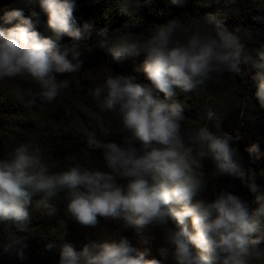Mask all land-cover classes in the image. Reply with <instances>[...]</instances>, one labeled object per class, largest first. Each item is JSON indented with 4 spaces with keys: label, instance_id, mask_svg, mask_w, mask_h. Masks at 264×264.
<instances>
[{
    "label": "clouds",
    "instance_id": "9594fccd",
    "mask_svg": "<svg viewBox=\"0 0 264 264\" xmlns=\"http://www.w3.org/2000/svg\"><path fill=\"white\" fill-rule=\"evenodd\" d=\"M183 7L187 0H167ZM237 0H225L235 4ZM120 9L139 12L142 0H116ZM47 15L51 35L37 30L40 14L26 16L23 7L9 8L0 15V80L18 84L14 95L27 107L51 103L71 81L57 74H74L84 67L90 49L81 42L92 25H77L74 0H24ZM71 44H61L62 37ZM130 30L107 28L98 32V47L115 60L143 54L142 71L147 83L114 73L93 90L102 112L118 121V131L108 119L86 136L89 147L103 150L110 171L69 163L67 167L45 162L38 144L20 142L0 157V223L15 228L0 249L3 254L27 259L28 245L18 233L29 228L30 208L56 212L61 194L66 213L83 226H95L98 217L122 221L138 230H161L164 241L161 259L146 258L129 240L114 234L105 241H89L77 249L64 240L49 242L48 250L59 247L58 264H264V186L256 173L246 168L243 157L228 133L211 131L215 113L209 110V124L185 137L181 131L184 106L175 99L181 92L204 87L215 76L240 73L243 57L256 69L255 97L264 108V45L255 55L246 54L251 33L227 30L216 18L182 22L169 19L146 39L133 38ZM66 76V77H67ZM162 93L163 99L154 95ZM119 139H108L117 137ZM190 145H199L194 149ZM260 152L259 144L247 149ZM210 157L215 177L232 175L254 195L256 207L228 189H216L214 199L203 197L208 177L198 169ZM264 175V173H261Z\"/></svg>",
    "mask_w": 264,
    "mask_h": 264
},
{
    "label": "trees",
    "instance_id": "16d2710c",
    "mask_svg": "<svg viewBox=\"0 0 264 264\" xmlns=\"http://www.w3.org/2000/svg\"><path fill=\"white\" fill-rule=\"evenodd\" d=\"M74 18L78 26L85 23L92 25L91 33L81 42L87 46L83 69L74 74H57L58 79L71 81L67 89L51 103H37L35 107L25 106L14 95L18 84L27 87L19 79L0 80V157L7 156L16 144L32 142L38 144L45 162L67 167L69 163H85L102 171L108 169L103 150L89 147L86 136L98 124L112 119L114 131L119 125L110 112H102L98 101L93 96L94 88L114 73L135 77L136 82L147 83L142 71L143 54L139 57H123L115 60L104 49L98 47V32L107 28L130 30L136 39H146L156 28L169 19L189 22L197 19L216 18L232 32L251 33L246 39V54L255 55V49L264 45V0H237L235 4H226L225 0H187L183 7L169 4L167 0H142L139 12H123L116 0H74ZM23 7L26 16L32 11L40 14L37 30L42 35L50 36L47 28V15L38 6H27L24 0H0V15L9 8ZM71 38L62 37L61 44H71ZM240 73H225L215 76L204 87L195 91L176 90V97L184 106L181 131L187 138L199 127L209 124L206 114L215 113L211 131H221L233 137L231 143L243 157L246 168L252 169L257 184L264 186V108L259 106L254 93L256 69L241 58ZM67 76V77H66ZM154 95L163 99L162 93ZM108 139H119L109 137ZM119 142V141H118ZM259 144L260 152L250 154L247 149ZM198 149L199 145H190ZM201 174L208 177L209 186L202 195L208 200L214 199L216 189L231 185L229 191L238 194L249 203L250 209L256 207L254 195L232 175L215 177V164L210 157H204ZM56 212L49 215L46 211L30 208L32 213L29 228L18 235L26 238L28 245L27 259L19 260L15 255L3 254L0 249V264H58L59 247L51 250L46 245L55 241L58 245L64 240L71 242L77 249L82 248L93 226H83L66 213L64 194L54 201ZM103 217H98V223ZM123 227L125 237L137 251L145 252L146 258L161 259L159 249L164 245L161 230H138L135 226ZM9 234H15V228L0 223V243ZM164 264H171L164 261ZM259 264V262H254Z\"/></svg>",
    "mask_w": 264,
    "mask_h": 264
},
{
    "label": "rangeland",
    "instance_id": "374dc122",
    "mask_svg": "<svg viewBox=\"0 0 264 264\" xmlns=\"http://www.w3.org/2000/svg\"><path fill=\"white\" fill-rule=\"evenodd\" d=\"M116 233H119L125 237L120 221L103 219L91 229L88 237L85 240V244L92 240L100 242L108 240Z\"/></svg>",
    "mask_w": 264,
    "mask_h": 264
}]
</instances>
